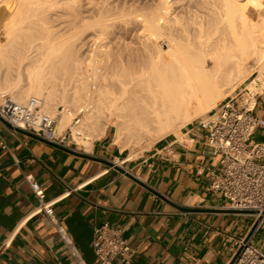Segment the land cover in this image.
<instances>
[{
    "label": "bare ground",
    "instance_id": "obj_1",
    "mask_svg": "<svg viewBox=\"0 0 264 264\" xmlns=\"http://www.w3.org/2000/svg\"><path fill=\"white\" fill-rule=\"evenodd\" d=\"M3 5L11 15L0 43V102L7 95L21 104L40 99L58 118L60 133L84 112L72 128L85 151L113 126L116 144L136 158L251 76L258 73L248 88L264 81V17L250 16L254 5L262 15L261 0H0Z\"/></svg>",
    "mask_w": 264,
    "mask_h": 264
},
{
    "label": "crops",
    "instance_id": "obj_2",
    "mask_svg": "<svg viewBox=\"0 0 264 264\" xmlns=\"http://www.w3.org/2000/svg\"><path fill=\"white\" fill-rule=\"evenodd\" d=\"M256 111L264 116V91L257 95ZM64 146L93 158L0 119V264H78L48 217L37 212L39 200L25 174L42 184L88 264H96L95 229L105 222L125 229L137 251L132 264H227L235 240L250 231L251 218L237 227L227 223L240 214L224 211L227 199L211 190L221 155L205 145L197 122L133 159L116 144L112 130L88 151L72 142ZM6 241L10 247L1 252Z\"/></svg>",
    "mask_w": 264,
    "mask_h": 264
},
{
    "label": "built area",
    "instance_id": "obj_3",
    "mask_svg": "<svg viewBox=\"0 0 264 264\" xmlns=\"http://www.w3.org/2000/svg\"><path fill=\"white\" fill-rule=\"evenodd\" d=\"M258 93L246 87L196 121L204 131L205 145L221 155L219 172L211 173V190L227 199L230 213L252 219L248 235L235 240L234 254L227 264H264V250L253 241L264 223V139H253L257 130L264 131V116L256 111ZM0 119L61 145L71 142L73 136L71 128L59 133L58 118L47 114L38 98L21 104L5 96L0 102ZM79 119L76 116L75 123ZM25 178L39 200L37 212L48 217L78 264H88L58 217L54 202L46 200L42 184L33 174H25ZM10 244L6 241L1 252ZM93 247L96 264H132L137 252L125 229L111 222L96 227Z\"/></svg>",
    "mask_w": 264,
    "mask_h": 264
},
{
    "label": "rangeland",
    "instance_id": "obj_4",
    "mask_svg": "<svg viewBox=\"0 0 264 264\" xmlns=\"http://www.w3.org/2000/svg\"><path fill=\"white\" fill-rule=\"evenodd\" d=\"M261 1L263 2V6H262L263 10L261 12L262 15L259 14V11H260L259 8L260 7H257L255 5L250 7V11H251L250 16L252 15L251 17H254L255 20H261L264 17V0H261ZM4 8H5L4 5L0 7V43L5 41L6 38H7V35H6V30H7L6 20L11 15V11H9L10 9H4ZM251 62L253 64L254 60H251ZM257 74L258 73H256L255 75L251 76L250 79L247 82L239 85L236 88V92L235 93L232 92L230 95H232V94L234 95V94L238 93L239 91H242L243 89L248 87L249 83H251V81H254L256 79ZM261 82H263V84ZM263 85H264V81H262V79H260V80H257L255 83H253V85H251L252 87H249V88L253 92H261L262 90H264V88H263L264 86ZM7 96L11 97L10 95H7ZM58 108H59L60 111H63L64 110V105L60 104ZM205 115H203V116H205ZM76 116L82 118L84 116V112H81V113L79 112V114L77 113ZM76 116L73 117L72 125L70 127H68L69 129L71 128L72 132H73V136L69 140L72 143H74V144H75V140H74L75 134H74V131H73L72 127L75 125ZM203 116H201L199 118H203ZM199 118L195 119L193 122H196L197 120H199ZM193 122H191L190 124H192ZM68 128L65 131H63V132L65 133L68 130ZM58 129H59V133H60V127L59 126H58ZM110 130H112V135H113V138H114V134H113L114 127L112 126ZM263 135H264V131L262 129H259V130H257L255 135L253 136V139L256 140V141L264 139ZM245 218H247V220H250V218L244 217V215H234V216H231V217H227V223L229 225L237 227V226H240L241 223L246 221ZM254 243L257 244L259 247H262V249L264 250V223L261 226L260 230L256 233L255 238H254Z\"/></svg>",
    "mask_w": 264,
    "mask_h": 264
},
{
    "label": "water",
    "instance_id": "obj_5",
    "mask_svg": "<svg viewBox=\"0 0 264 264\" xmlns=\"http://www.w3.org/2000/svg\"><path fill=\"white\" fill-rule=\"evenodd\" d=\"M11 126H12V125H11ZM12 127H13V126H12ZM16 129L19 130V131H21V132L28 133L29 135H31V136H33V137H35V138H38V139H40V140L48 141L50 144H53V145L57 146L58 148H61V149L66 150V151H69V152H71V153H73V154H77V155H81V156H86V157L93 158V157H91V156H89V155H86V154H84V153H81V152H79V151H77V150H74V149H72V148H69V147H66V146H64V145H61V144L54 143V142H52V141L46 140V139H44V138H42V137H40V136H37V135H35V134L31 133V132H28V131H25V130H23V129H19V128H16ZM101 160L105 161L107 164L115 165L114 162H112V161H110V160H105V159H101ZM224 211H228V210H224Z\"/></svg>",
    "mask_w": 264,
    "mask_h": 264
}]
</instances>
